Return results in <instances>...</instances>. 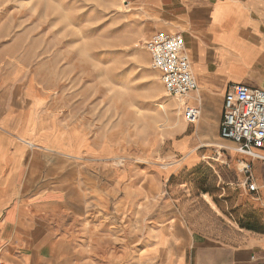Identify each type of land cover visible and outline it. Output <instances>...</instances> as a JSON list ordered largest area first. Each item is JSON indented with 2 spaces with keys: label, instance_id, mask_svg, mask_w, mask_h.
<instances>
[{
  "label": "crops",
  "instance_id": "0c3cea01",
  "mask_svg": "<svg viewBox=\"0 0 264 264\" xmlns=\"http://www.w3.org/2000/svg\"><path fill=\"white\" fill-rule=\"evenodd\" d=\"M135 2L147 15L150 32L184 37L198 90L177 102L181 108L185 102L199 107L201 116L198 123L185 124L190 132L175 143V152L184 155L182 166L196 168L230 142L220 136L228 88L264 89V0ZM9 91L8 83L0 82V144L15 139L12 154L16 144L27 151L22 147L0 159V258L7 264H264V160L227 145L231 160L239 156L236 167L251 165L257 189H249L247 175L232 176L230 184L239 185L229 187L223 210L203 196L208 216L189 210L174 193L129 185L125 213L131 219L125 226L106 223L105 206L99 199L94 204L89 194H104L110 185V192L119 193L121 179L89 175L81 152L57 150L52 142L57 132L39 114L36 99L18 102ZM140 201L145 206L138 205L137 221Z\"/></svg>",
  "mask_w": 264,
  "mask_h": 264
},
{
  "label": "rangeland",
  "instance_id": "374dc122",
  "mask_svg": "<svg viewBox=\"0 0 264 264\" xmlns=\"http://www.w3.org/2000/svg\"><path fill=\"white\" fill-rule=\"evenodd\" d=\"M153 33L135 0H0V82L18 102L36 99L57 132V150L81 152L89 175L105 181L118 175L119 193L106 182L104 194H89L92 202L101 200L110 224L125 226L132 217L125 213L129 185L174 193L189 210L208 216L203 196L223 210L229 187L239 185L228 179L243 174L239 156L231 160L232 142L196 168L182 166L175 143L190 127L152 67L146 43ZM11 144L1 141L7 149H0V159L26 148L16 144L12 154ZM138 205L145 204L137 203V221ZM136 233L142 238L143 230Z\"/></svg>",
  "mask_w": 264,
  "mask_h": 264
},
{
  "label": "built area",
  "instance_id": "2783aa9c",
  "mask_svg": "<svg viewBox=\"0 0 264 264\" xmlns=\"http://www.w3.org/2000/svg\"><path fill=\"white\" fill-rule=\"evenodd\" d=\"M152 67L161 73L166 92L177 101L198 90L190 56L181 33L156 31L146 43ZM184 117L189 124L198 123L201 109L183 104ZM220 136L233 143L234 150L251 159L264 160V89L231 85L223 104ZM240 171L245 182L256 191L251 165L245 163ZM0 264H7L0 258Z\"/></svg>",
  "mask_w": 264,
  "mask_h": 264
},
{
  "label": "bare ground",
  "instance_id": "6f19581e",
  "mask_svg": "<svg viewBox=\"0 0 264 264\" xmlns=\"http://www.w3.org/2000/svg\"><path fill=\"white\" fill-rule=\"evenodd\" d=\"M183 100V99H182ZM181 101V100H180ZM163 106V105H162ZM164 107V106H163ZM182 107H183V105H182ZM234 149V148H233Z\"/></svg>",
  "mask_w": 264,
  "mask_h": 264
}]
</instances>
